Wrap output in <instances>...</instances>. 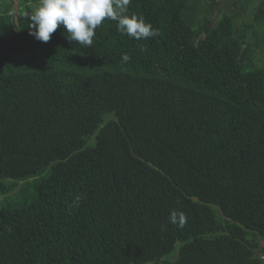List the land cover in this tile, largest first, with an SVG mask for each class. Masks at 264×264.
<instances>
[{"label":"trees","instance_id":"1","mask_svg":"<svg viewBox=\"0 0 264 264\" xmlns=\"http://www.w3.org/2000/svg\"><path fill=\"white\" fill-rule=\"evenodd\" d=\"M219 2L131 0L158 35L82 47L0 0V264H264V0Z\"/></svg>","mask_w":264,"mask_h":264},{"label":"clouds","instance_id":"2","mask_svg":"<svg viewBox=\"0 0 264 264\" xmlns=\"http://www.w3.org/2000/svg\"><path fill=\"white\" fill-rule=\"evenodd\" d=\"M131 0H39L31 13L30 35L42 42H49L59 27L65 30L69 44L78 43L91 47L96 29L108 19L117 22V30L136 40L155 37L158 32L145 17L137 13L127 14ZM123 61L130 56L124 54ZM169 222L179 227L186 223L185 214L172 210Z\"/></svg>","mask_w":264,"mask_h":264},{"label":"rangeland","instance_id":"3","mask_svg":"<svg viewBox=\"0 0 264 264\" xmlns=\"http://www.w3.org/2000/svg\"><path fill=\"white\" fill-rule=\"evenodd\" d=\"M263 0H220L218 3L219 9H215L212 13L214 15V21H216V16H220L221 13L226 12H238L241 15L240 22L250 23L253 18V13L259 7ZM261 42L259 49L255 48L256 59L258 65L264 64V34L258 39ZM34 178L21 181V184L31 183ZM1 198H10V195H0ZM264 243V242H263Z\"/></svg>","mask_w":264,"mask_h":264}]
</instances>
